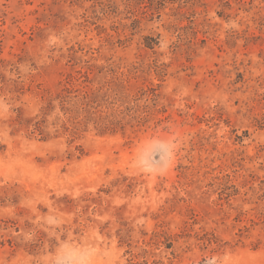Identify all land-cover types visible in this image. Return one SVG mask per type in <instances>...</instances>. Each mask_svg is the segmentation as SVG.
<instances>
[{"label":"rangeland","instance_id":"1","mask_svg":"<svg viewBox=\"0 0 264 264\" xmlns=\"http://www.w3.org/2000/svg\"><path fill=\"white\" fill-rule=\"evenodd\" d=\"M0 264H264V0H0Z\"/></svg>","mask_w":264,"mask_h":264}]
</instances>
